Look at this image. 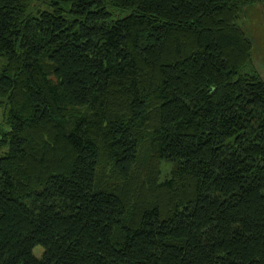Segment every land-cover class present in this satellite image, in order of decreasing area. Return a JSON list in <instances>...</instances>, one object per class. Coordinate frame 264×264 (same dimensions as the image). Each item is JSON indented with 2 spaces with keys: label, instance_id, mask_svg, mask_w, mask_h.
<instances>
[{
  "label": "trees",
  "instance_id": "1",
  "mask_svg": "<svg viewBox=\"0 0 264 264\" xmlns=\"http://www.w3.org/2000/svg\"><path fill=\"white\" fill-rule=\"evenodd\" d=\"M262 2L0 0V264H264Z\"/></svg>",
  "mask_w": 264,
  "mask_h": 264
},
{
  "label": "rangeland",
  "instance_id": "2",
  "mask_svg": "<svg viewBox=\"0 0 264 264\" xmlns=\"http://www.w3.org/2000/svg\"><path fill=\"white\" fill-rule=\"evenodd\" d=\"M239 25L253 43L252 68L264 80V2L247 7L241 14ZM7 115L8 109L0 108V132L2 130L10 131L9 126L6 124ZM7 151L8 149L5 148L0 152V155L5 154ZM170 172L171 167L163 164L161 166V181L167 179L170 176ZM43 254V247L35 248L34 255L36 258L41 259Z\"/></svg>",
  "mask_w": 264,
  "mask_h": 264
}]
</instances>
